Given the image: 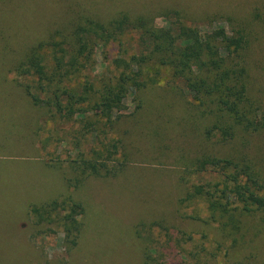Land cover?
<instances>
[{"label": "rangeland", "instance_id": "rangeland-1", "mask_svg": "<svg viewBox=\"0 0 264 264\" xmlns=\"http://www.w3.org/2000/svg\"><path fill=\"white\" fill-rule=\"evenodd\" d=\"M124 18L130 27L121 43L98 50L93 68L63 83L86 98L89 118L52 119L44 102L50 94L17 66L39 43L71 45L88 19L106 25ZM141 18L157 28L243 30L248 94L264 116V0H0V264H145L147 247L163 252L168 234L178 249L167 253L165 260L177 258L167 264H264L263 212L244 215L241 231L228 236L202 202L181 204L193 185L219 181L197 171L208 156L249 154L264 173V132L211 138L210 103L195 100L169 68L154 64L142 71L156 83L131 91L124 118L108 123L92 115L120 74L115 60L139 54L132 24ZM107 148L113 159L106 164L123 168L79 180L77 160L93 150L105 157ZM54 202L51 217L38 222L32 208Z\"/></svg>", "mask_w": 264, "mask_h": 264}, {"label": "trees", "instance_id": "trees-1", "mask_svg": "<svg viewBox=\"0 0 264 264\" xmlns=\"http://www.w3.org/2000/svg\"><path fill=\"white\" fill-rule=\"evenodd\" d=\"M138 20L132 24V29L140 33L139 54L130 57L129 61L115 60L120 74L114 78L115 84L105 86L92 106V115L108 123L124 118L127 111L124 100L131 91L137 92L156 83L153 78H144L142 71L144 66L154 64L158 68H169L174 78L183 81L186 91L195 100L201 104L210 103L214 121L207 134L211 138L220 136L221 141L228 142L237 137L238 131L246 135L264 132V116L261 118L260 109L248 94L247 69L242 53L249 38L243 30L230 32L225 27L204 30L181 23L157 28L142 18ZM128 21L124 18L105 25L88 19L76 29L71 45L54 41L39 43L31 49L25 62L17 66L20 75L38 78L40 88L50 94L44 102L52 119L72 120L76 117L84 122L89 118V111L83 106L86 98L65 88L63 83L77 81L93 68L98 50L111 43H121L120 39L130 27ZM104 152H107L105 157L104 153L93 150L90 159L77 160V164L82 163L79 165V180L89 175H102V171L111 175L123 168V163L119 164L121 168H110L106 162L113 159L111 150L107 148ZM259 164L249 154L240 159L204 158L197 171L214 174L220 179L214 184L193 185L181 204L202 202L209 219L219 222L228 236L239 233L244 215L254 211L264 213V173ZM57 205L54 202L45 207H33L31 213L38 222H43L51 217ZM74 225L77 230L78 224ZM156 225L162 227L161 224L150 227ZM168 238L167 248L162 246L163 252L154 244L147 247L145 264L176 261L175 257L165 260L167 253L178 249L172 245L174 234H168ZM179 254L182 255L180 251Z\"/></svg>", "mask_w": 264, "mask_h": 264}]
</instances>
